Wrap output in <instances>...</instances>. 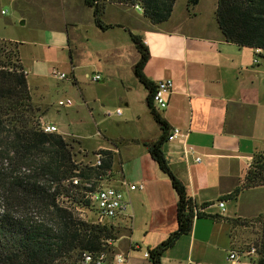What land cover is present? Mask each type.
Masks as SVG:
<instances>
[{
	"label": "crops",
	"instance_id": "1",
	"mask_svg": "<svg viewBox=\"0 0 264 264\" xmlns=\"http://www.w3.org/2000/svg\"><path fill=\"white\" fill-rule=\"evenodd\" d=\"M62 2L65 12L61 19L52 18L51 28L41 25L43 60L34 51L33 63L26 68L19 58L26 80L29 74L38 77L50 74L57 61V51L63 53L67 49L69 64H64L71 70L73 84L77 82L75 74L91 68L92 73L103 76L100 84L105 86L116 63H126L132 69L138 61L136 49L133 58L129 61L125 58L127 49L135 48L130 34L139 36L149 55L142 74L154 85L165 79L173 82L166 108L157 113L169 131L177 128L182 136L163 143L164 158L204 215L194 218L191 231L164 252L161 264H227L226 255L235 230L230 219H251L264 213L259 199L256 201L257 195L243 200L247 194H260L264 186L242 190L233 200H221L240 185L254 153L264 154V50L257 52L258 48L240 47L224 40L215 19L217 0H198L191 8L187 0H176L169 19L157 25L150 24L142 12L141 17L134 16L130 9L133 7L108 3L102 15L103 24L111 26L106 30L95 24L92 9L84 0ZM164 25L169 26L161 27ZM137 88L143 90L146 105L147 90ZM119 99L125 107L129 106L126 96ZM146 108L152 119L147 105ZM40 121L45 122L43 116ZM160 134L157 126L152 136L138 135L130 140L142 148L126 156L105 144L91 149L112 152L111 173L114 158L121 171L123 162L137 161L138 169L127 180L142 183L144 189L127 193L130 219L119 218L117 223L124 234L131 235L132 225L137 221L135 229L143 233L141 242L147 250L165 240L177 226L176 195L146 147ZM105 141L109 143L110 139ZM112 175L110 184L124 190L121 180L125 175L122 172L117 177ZM218 201L223 202V208L217 206ZM232 203L233 206L229 205ZM120 240L121 236L116 241ZM111 246L112 241L108 246V264H116L113 257L121 253ZM132 247L129 244L127 249ZM133 248L140 249L138 245ZM124 256V264H131L127 255Z\"/></svg>",
	"mask_w": 264,
	"mask_h": 264
},
{
	"label": "trees",
	"instance_id": "2",
	"mask_svg": "<svg viewBox=\"0 0 264 264\" xmlns=\"http://www.w3.org/2000/svg\"><path fill=\"white\" fill-rule=\"evenodd\" d=\"M175 1L84 0V3L92 9L95 24L106 30L111 26L103 24L101 15L108 3L138 5L143 17L157 25L169 19ZM197 3L198 0H187L188 8ZM215 19L225 41L264 50V0H217ZM130 39L139 55L133 75L147 90L146 105L161 131L155 142L146 144L147 152L176 195V229L147 250L150 264H161L164 252L191 231L194 218L204 215L166 163L162 145L167 141L169 128L151 104L155 85L142 74L148 49L139 36L130 34ZM43 114L32 103L17 46L8 48L0 40V264H55L59 259L71 258L74 252L103 251L108 241L120 236L114 226L87 223L56 203L57 195H70L65 180L73 176L81 180L97 179L111 170L112 152L99 150L105 157L98 168L78 166L72 150L80 142L42 132L38 123ZM259 186H264V154L254 153L240 185L221 200H233L242 190ZM70 196L73 201L81 198L77 190ZM236 221L229 222L234 225ZM261 226L256 243L257 264H264V221Z\"/></svg>",
	"mask_w": 264,
	"mask_h": 264
},
{
	"label": "rangeland",
	"instance_id": "3",
	"mask_svg": "<svg viewBox=\"0 0 264 264\" xmlns=\"http://www.w3.org/2000/svg\"><path fill=\"white\" fill-rule=\"evenodd\" d=\"M130 9L134 16L141 17L140 12L133 8ZM64 12L61 0H0V39L5 40L3 42L8 48L16 45L22 64L29 68L33 63L34 51L39 53L37 55L39 60H43L40 53L42 51L41 44L44 43L41 38L44 27L51 28V19L57 17L60 20ZM102 15L101 21H104ZM42 24L44 27L41 26ZM7 41H11V43L9 44ZM127 51L128 55L125 60L129 61L133 58L132 55H135V48H129ZM56 59L54 69L66 74L68 79L57 80L50 74L45 73L39 77L29 74L27 85L30 89L33 105L44 113L42 116L45 122L58 128L56 134L61 135L67 141L74 139L80 142V145L75 144L72 150V157L78 166L90 163L93 159L91 149L103 144L112 149L120 150L122 155L125 156L129 155L130 152L139 151L142 148L141 145L136 146V143L132 144L129 141L137 138L138 135L152 136L157 124L147 114L145 94L143 90L137 88L142 87L143 89V86L134 77L133 68L131 69L126 63H116V66L112 68L113 72H110L113 75L109 81L105 82V86L100 84L101 80L91 82L88 77L93 75L92 69H84L75 74L77 82L73 84V80L70 79L71 70L69 69V71L66 64H64V62H69L68 50L66 49L63 53L57 51ZM49 65L53 66L51 63ZM98 75L100 79L103 78L100 73ZM123 96H126L129 100L128 107H125L119 99ZM59 102H62V105H59ZM116 109L120 111L119 116L106 115L108 112L113 113ZM137 117L140 121H137ZM105 138L110 139L109 143L105 141ZM113 163L112 173L114 176L117 177L122 172L126 180L131 178L138 169L136 160L123 162L122 171L118 169L115 158ZM255 195L258 196L256 201L259 199V207L262 209L264 207V190H260V194H247L243 200ZM229 205L233 206V203ZM84 213L86 217H89L88 211H84ZM117 220L105 224L106 226H114L119 230V234L122 233L120 235L121 240L116 241L120 236L112 240L110 248L112 250L116 248L118 253L127 255L128 259L131 260V264H142L143 261L147 263L148 259L143 258V253L147 251L146 245L141 242L143 233L135 229L138 222L135 221L132 225V234L128 235L129 232L124 234V230L118 227L119 222ZM263 221L264 213L255 218L234 222L235 230L231 240L232 249L242 256L250 245L256 248V243L260 239ZM129 244L133 247L138 245L140 249L133 247L127 249ZM126 249L128 253H126ZM103 251H105L108 258L110 254L108 245ZM246 259L244 256L243 260Z\"/></svg>",
	"mask_w": 264,
	"mask_h": 264
},
{
	"label": "built area",
	"instance_id": "4",
	"mask_svg": "<svg viewBox=\"0 0 264 264\" xmlns=\"http://www.w3.org/2000/svg\"><path fill=\"white\" fill-rule=\"evenodd\" d=\"M133 9L142 12L141 7L138 5L133 6ZM256 51L259 52L260 50L258 49ZM50 75L61 81L68 79L66 74L55 69L50 71ZM88 78L91 82H98L100 80V76L97 73H93V75ZM70 79H72V76H70ZM172 88L173 82L170 79L161 80L155 84V89L151 97V104L156 112L166 108L167 97L171 93ZM59 105H62V102H59ZM106 115L119 116L120 111L119 109H116L113 113L108 112ZM38 127L44 133H58V128L51 123L39 120ZM181 136L182 134L180 130L174 128L168 132L167 140H174L177 138L180 139ZM99 150L92 153L93 159L90 163H87V166L91 168H98L102 165V160L105 156ZM198 160L199 159L196 158V161ZM112 176L111 170H106L103 174L99 175L97 179L91 180H81L78 176H73L65 180L64 184L68 185L71 189L70 195H72V191L77 190L81 198L77 201H73L72 196L59 194L56 196V203L61 208L75 213L81 220L94 225H105L106 223L119 218H126L129 220L130 215L127 211L130 206V202L127 198V193L142 191L144 186L142 183H131L126 179H122L121 186L124 187V190H121L110 184ZM217 206L221 209L224 204L222 201H218ZM84 211L89 212V217H86ZM110 242L111 241L107 242L108 246L110 245ZM243 253L244 254L241 256L231 247L226 255V263L257 264L256 248L253 245H250ZM244 256L247 258L245 261L243 260ZM143 257L148 259L149 255L147 251L143 253ZM113 260L116 264H124L126 256L115 254ZM55 264H108V259L105 251H80L73 254L71 258H62L57 260Z\"/></svg>",
	"mask_w": 264,
	"mask_h": 264
}]
</instances>
